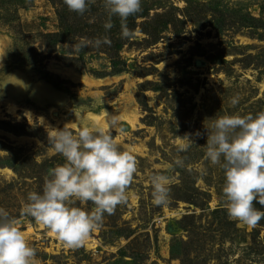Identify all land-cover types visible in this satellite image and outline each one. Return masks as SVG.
<instances>
[{"label":"rangeland","instance_id":"obj_1","mask_svg":"<svg viewBox=\"0 0 264 264\" xmlns=\"http://www.w3.org/2000/svg\"><path fill=\"white\" fill-rule=\"evenodd\" d=\"M108 20L103 0L83 15L64 0H0V208L36 250L34 264H264V219L229 218L225 171L205 159L216 117L264 112V0H142L130 38L115 16L106 31ZM104 37L109 45L71 47ZM91 115L136 120L112 135L137 172L126 203L70 248L22 209L66 163L52 131L99 127ZM186 134L196 145L178 152ZM154 174L170 177L166 207L153 203Z\"/></svg>","mask_w":264,"mask_h":264},{"label":"clouds","instance_id":"obj_2","mask_svg":"<svg viewBox=\"0 0 264 264\" xmlns=\"http://www.w3.org/2000/svg\"><path fill=\"white\" fill-rule=\"evenodd\" d=\"M94 0H64L70 11L83 15ZM109 16L105 30L113 27L111 17L121 20V38H130L126 21L142 11V0H103ZM107 37L89 40L81 38L71 47L83 48L109 45ZM238 104V98L231 100ZM105 127H83L75 134L66 128L55 129L48 143L62 155L66 163L49 170L42 192H30L22 214L54 233L70 248L81 247L91 232L102 226L104 215H111L118 205L126 203V189L137 172V161L128 152L120 151L112 132H123L118 116L106 118ZM205 159L221 165L225 171L223 193L229 218L255 227L264 219V211L254 202L264 205V112L253 115H223L207 128ZM196 137L201 133L196 132ZM178 152L187 151L194 140L189 134L181 137ZM196 145V144H195ZM183 161L177 159L176 166ZM153 203L166 207L170 203V177L154 174L150 177ZM92 202L95 207L86 212L74 206L77 202ZM36 250L16 226L9 213L0 208V264H34Z\"/></svg>","mask_w":264,"mask_h":264},{"label":"bare ground","instance_id":"obj_3","mask_svg":"<svg viewBox=\"0 0 264 264\" xmlns=\"http://www.w3.org/2000/svg\"><path fill=\"white\" fill-rule=\"evenodd\" d=\"M57 72L59 74H61L62 76H65L66 78H70V79H73V80H81L82 79L80 76H78L77 74H75L71 70H67V69H57ZM90 118L96 124H98L99 127H105V129H107V120H106V118H109V116L104 115V116L100 117V116H93V115H91ZM119 120H120V123H122V122H128L129 121L132 125H134L135 122H136V120L133 117H127L125 115L119 116Z\"/></svg>","mask_w":264,"mask_h":264}]
</instances>
